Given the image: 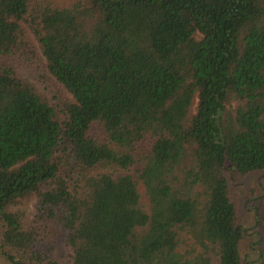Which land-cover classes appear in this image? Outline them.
I'll use <instances>...</instances> for the list:
<instances>
[{"label":"trees","instance_id":"obj_1","mask_svg":"<svg viewBox=\"0 0 264 264\" xmlns=\"http://www.w3.org/2000/svg\"><path fill=\"white\" fill-rule=\"evenodd\" d=\"M263 170L264 0H0L10 264H240L225 172Z\"/></svg>","mask_w":264,"mask_h":264},{"label":"rangeland","instance_id":"obj_2","mask_svg":"<svg viewBox=\"0 0 264 264\" xmlns=\"http://www.w3.org/2000/svg\"><path fill=\"white\" fill-rule=\"evenodd\" d=\"M28 74L30 80L42 81L44 72L40 67L34 66ZM93 128H96V124ZM225 176L230 198L236 207L237 224L245 230L239 244L240 264L255 263L259 252L264 248V220H260L259 216L264 211V170L244 175L226 171ZM34 204V200H29L19 206L28 220H32L35 213ZM70 256L69 250H66V264H69ZM0 264L10 263L0 256ZM211 264H218L215 254Z\"/></svg>","mask_w":264,"mask_h":264}]
</instances>
